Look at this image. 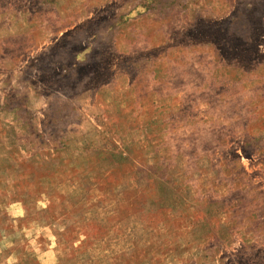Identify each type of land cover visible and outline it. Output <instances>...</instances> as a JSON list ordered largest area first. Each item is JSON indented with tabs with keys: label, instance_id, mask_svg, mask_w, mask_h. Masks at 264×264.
<instances>
[{
	"label": "rangeland",
	"instance_id": "obj_1",
	"mask_svg": "<svg viewBox=\"0 0 264 264\" xmlns=\"http://www.w3.org/2000/svg\"><path fill=\"white\" fill-rule=\"evenodd\" d=\"M0 264H264V0H0Z\"/></svg>",
	"mask_w": 264,
	"mask_h": 264
}]
</instances>
